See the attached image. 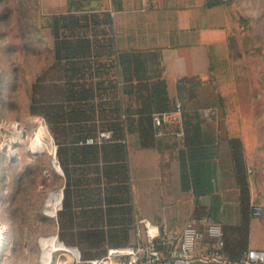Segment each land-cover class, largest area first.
Wrapping results in <instances>:
<instances>
[{
    "label": "crops",
    "instance_id": "obj_1",
    "mask_svg": "<svg viewBox=\"0 0 264 264\" xmlns=\"http://www.w3.org/2000/svg\"><path fill=\"white\" fill-rule=\"evenodd\" d=\"M76 1H87L89 7L74 12L82 26L65 32L71 39L85 38L89 50L74 63L56 58L57 82L62 84L43 95L59 100L83 97L66 106L67 111L83 110L64 122L67 135L55 138L51 132L58 161L59 148H67L76 224L101 225L106 233L114 228L115 240L122 242L117 245L136 240L134 226L140 217L173 230L195 221L223 227L240 224L243 204L231 139L238 140L247 172L260 138L250 105L232 74L238 23L230 5L209 6L206 0ZM70 2L41 0L42 14H67ZM136 60L143 63L146 79H164L172 101H183L185 111L199 121L204 143L189 146L166 135L156 136L155 147L141 145L139 134L123 118L137 106ZM198 81L190 97L188 89ZM109 129L114 130L112 139L85 142ZM58 173L64 179V194L65 173ZM247 175L249 249L264 248V212L261 217L251 214L259 196ZM62 209L63 200L59 212ZM113 241L108 236L105 246L115 245ZM213 243L207 237L200 240L192 264H209L201 258Z\"/></svg>",
    "mask_w": 264,
    "mask_h": 264
},
{
    "label": "rangeland",
    "instance_id": "obj_2",
    "mask_svg": "<svg viewBox=\"0 0 264 264\" xmlns=\"http://www.w3.org/2000/svg\"><path fill=\"white\" fill-rule=\"evenodd\" d=\"M229 1L238 23L234 55L237 58L241 54L243 60L231 73L259 129L262 146L254 154L249 176L259 196L257 203L264 204V0ZM42 13L41 0H0V142L6 141L9 155V140L18 131L15 123L19 126L18 139L23 138L17 152L0 154V228L5 230V237L0 239V264H48L42 257V238L56 235L62 240L60 209L51 216L45 206L48 196L61 189L64 179L54 166V154L39 153L32 141L44 125L56 145L45 119L33 114L31 108L34 98L62 84L57 82L60 73L55 36L45 25L48 15ZM12 156H18L17 161L11 162ZM74 213L78 214L76 210ZM59 252L63 251L53 253L50 264H56ZM66 261L60 262L71 264Z\"/></svg>",
    "mask_w": 264,
    "mask_h": 264
},
{
    "label": "trees",
    "instance_id": "obj_3",
    "mask_svg": "<svg viewBox=\"0 0 264 264\" xmlns=\"http://www.w3.org/2000/svg\"><path fill=\"white\" fill-rule=\"evenodd\" d=\"M230 1L224 0H206L207 5H217ZM89 7L87 1L71 0L69 3V13L67 14H52L45 16L44 19L49 21L45 23L52 28L53 34L56 40V58L59 61L65 60V64L74 63L80 57L85 56L89 50L88 44L85 45L87 40L85 38L71 39L67 37L65 32L69 28L81 27L80 18H77L75 11L87 10ZM235 45H233V57L235 58ZM235 58L236 65L239 60L243 61L241 54ZM65 68V65H64ZM67 68V66H66ZM145 71L144 65L141 61H135V73L137 75L138 83L134 100L137 106L134 109L129 108V115L127 117L129 129L139 134L141 139V145L146 148L155 147L158 145L157 137L155 135V127L153 123V115L156 112H163L172 109L174 102L168 95L167 83L164 79L157 81H149L142 74ZM196 82H192L188 89V95L193 97L195 94L194 87ZM193 88V89H192ZM64 100V98L62 99ZM62 100L53 99L51 97L40 96L38 99L34 98V102L31 108V112L36 115H42L46 119L50 131L55 138H59L60 135H67L66 125L64 122L68 118H72L74 112L77 114L83 113V110L77 109L67 111V104L71 101L81 102L83 97L71 96L66 97L64 102ZM79 117V116H78ZM189 113L184 110V132L185 145H197L204 143L205 138L202 127L199 121H195ZM236 138L231 139V145L233 147V159L235 167L238 173V180L241 186V201L243 204V220L237 225L224 226V246L222 252H224L228 258L232 261H240L245 258L249 250V231H250V218L246 204L250 198V184L245 165L242 160V152L236 145ZM160 145V144H159ZM261 143L259 148H261ZM59 163L65 173V187H64V199L63 209L59 212V225H60V237L68 245H77L81 248L84 258H98L104 255L106 252L105 242L107 237L111 236L114 239L113 244H121V241H116L114 228L110 229L106 233L104 227L101 225H86L79 226L76 224L74 213V188L72 182V176L70 175V169L68 166L67 148L61 146L58 150ZM200 214V210L197 209V215ZM113 230V231H112ZM127 234V232L125 233ZM127 236V235H126ZM125 243V242H124Z\"/></svg>",
    "mask_w": 264,
    "mask_h": 264
},
{
    "label": "built area",
    "instance_id": "obj_4",
    "mask_svg": "<svg viewBox=\"0 0 264 264\" xmlns=\"http://www.w3.org/2000/svg\"><path fill=\"white\" fill-rule=\"evenodd\" d=\"M229 1V0H224ZM184 103L176 100L172 109L156 112L153 115V123L156 136L175 135L184 141ZM129 113H124L126 119ZM2 125L0 123V130ZM114 130L99 131L95 136L85 139L86 143H101L113 138ZM0 142V154H7V149ZM18 148V146H15ZM9 156V155H8ZM252 169L247 168L251 174ZM264 212V204L256 203L252 206L251 214L261 217ZM136 240L126 245L107 246L103 256L98 258H84L77 246H68L56 255V264H61V259L71 264H192L195 259L197 244L204 237L214 241L210 245L209 254L201 260L209 264H264V248L249 249L245 258L240 261H232L222 252L224 246V229L218 223L199 224L188 222L180 230H173L167 226L155 224L147 217L138 218L134 226ZM57 238L60 240L59 236ZM63 244L65 242L60 240ZM66 245V244H65ZM73 248L77 253L73 252ZM52 258L48 264L51 263ZM45 261V260H44Z\"/></svg>",
    "mask_w": 264,
    "mask_h": 264
},
{
    "label": "bare ground",
    "instance_id": "obj_5",
    "mask_svg": "<svg viewBox=\"0 0 264 264\" xmlns=\"http://www.w3.org/2000/svg\"><path fill=\"white\" fill-rule=\"evenodd\" d=\"M14 128L18 129L19 131V126L17 123L14 124ZM22 129H20L21 131ZM13 137L10 138L9 140V155L12 153L17 152V148L15 146H18V144L21 142L23 139H18L19 133ZM33 147L37 149L39 153H51L54 154L55 146L53 143V139L50 136L47 128L44 125H40L39 130L35 133L33 136ZM3 146H6V142L3 143ZM55 166V165H54ZM62 191L61 189L52 191L51 194L48 196L47 201H46V206H45V212L51 216H56L58 213V210L62 206ZM1 227V226H0ZM4 228V227H3ZM3 228H0V239L4 238L5 230ZM4 236V237H3ZM3 240V239H2ZM42 245L44 247V255L42 256L47 262H49L52 258V254L54 250L57 249H68L69 247L65 244H63L56 235L50 236V237H43L42 240ZM73 252L77 253L75 248L72 249Z\"/></svg>",
    "mask_w": 264,
    "mask_h": 264
},
{
    "label": "water",
    "instance_id": "obj_6",
    "mask_svg": "<svg viewBox=\"0 0 264 264\" xmlns=\"http://www.w3.org/2000/svg\"><path fill=\"white\" fill-rule=\"evenodd\" d=\"M17 159H18V156H12V157H9V160H10L11 162L17 161ZM53 163H54V165L56 166V170H57L58 172H61V173L63 174L62 167H61V165H60L58 159L56 158V152H55V151H54ZM61 191H62V197H63V196H64V194H63V189H61Z\"/></svg>",
    "mask_w": 264,
    "mask_h": 264
}]
</instances>
